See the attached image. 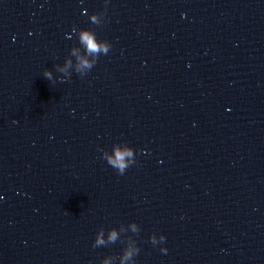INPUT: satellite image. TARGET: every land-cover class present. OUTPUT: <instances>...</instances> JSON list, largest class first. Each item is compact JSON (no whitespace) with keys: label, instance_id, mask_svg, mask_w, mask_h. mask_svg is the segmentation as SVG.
<instances>
[{"label":"water","instance_id":"obj_1","mask_svg":"<svg viewBox=\"0 0 264 264\" xmlns=\"http://www.w3.org/2000/svg\"><path fill=\"white\" fill-rule=\"evenodd\" d=\"M0 264H264V0H0Z\"/></svg>","mask_w":264,"mask_h":264},{"label":"clouds","instance_id":"obj_2","mask_svg":"<svg viewBox=\"0 0 264 264\" xmlns=\"http://www.w3.org/2000/svg\"><path fill=\"white\" fill-rule=\"evenodd\" d=\"M81 40L86 45L87 51L89 53H96V52L101 51L102 49L106 51V48H103V46L98 45L95 42L94 38L90 34H88V33H83L82 36H81ZM81 63L85 67H88L89 66L88 63H87V61H81ZM125 155H130V153L117 152L116 153V159L113 160V161H111V162L113 164H118L120 166V168L123 169V167L125 166V164H124V156ZM109 239L114 241L116 239V233L113 232L110 235ZM97 242L98 243H103L102 240H98ZM130 256H131V252L126 253L125 259L129 258Z\"/></svg>","mask_w":264,"mask_h":264}]
</instances>
